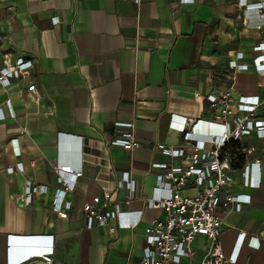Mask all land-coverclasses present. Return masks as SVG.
I'll list each match as a JSON object with an SVG mask.
<instances>
[{
	"label": "crops",
	"instance_id": "crops-1",
	"mask_svg": "<svg viewBox=\"0 0 264 264\" xmlns=\"http://www.w3.org/2000/svg\"><path fill=\"white\" fill-rule=\"evenodd\" d=\"M257 1L0 0V67L18 58L32 62L28 75L0 86V264L47 249L50 239L51 264L138 263L144 228L163 216L144 201L161 172L152 164L181 162L156 147L183 145L176 125L181 119L211 121L207 95L229 89L235 100L258 98L256 118L264 120V77L251 68L264 55L254 49L264 40V27H252L247 9ZM230 60L249 69H230ZM31 83L38 100L26 91ZM116 122L133 124L138 147L109 145L115 132L125 130ZM241 142L262 150L260 185L246 188L234 174L231 192L250 194L251 202L245 213L227 215L220 244L226 256L235 254L244 233L234 264H264V138L251 133ZM62 165L82 171L65 193L71 204L66 218L52 210L55 170ZM123 172L134 181L132 200L122 204L130 212L124 221L140 212L139 224L112 235L86 228L84 201L105 190L121 203L127 197L126 189L115 188ZM26 181L45 190L20 206L13 197ZM24 238L33 241L17 245ZM193 246L189 264H199L206 241L198 237Z\"/></svg>",
	"mask_w": 264,
	"mask_h": 264
},
{
	"label": "built area",
	"instance_id": "built-area-1",
	"mask_svg": "<svg viewBox=\"0 0 264 264\" xmlns=\"http://www.w3.org/2000/svg\"><path fill=\"white\" fill-rule=\"evenodd\" d=\"M247 9L251 11L252 27H264V0L248 5ZM254 49L263 50L264 40L255 45ZM242 57V53L236 54L237 59ZM263 60L264 55L255 57L251 68L264 77ZM228 66L233 70L249 69L247 64L237 63L236 60H230ZM31 67L32 62L22 58L16 59L13 64L4 61L0 67V86H8L13 80L28 75ZM26 91L34 100L39 99L34 83L29 84ZM206 98L213 111L211 121L181 119L176 129L182 133L184 144L178 147H156L162 154L181 159V162L152 164L153 168L161 172L156 176L152 194L145 197L144 201L148 208L161 209L163 216L153 219L144 228L145 245L137 264H189L196 256L193 244L198 237L206 241V250L199 264L236 262L244 233L239 234L235 254L229 256L222 251L220 234L227 215L233 211L245 213L251 202L250 194L231 192L230 186L235 182L234 174H239L246 188H257L260 185V157L257 154L262 153V150L244 145L241 137L254 133L256 137L264 138V120L256 118L261 102L250 96H241L235 100L230 89L218 95L209 94ZM0 118L3 116L0 115ZM115 125L125 130L115 132L109 145L126 150L138 147L139 141L132 123L116 122ZM198 127L205 129L206 134L202 137L198 135ZM8 171L13 170L9 167ZM55 171L58 188L52 201V210L60 218H66L71 204L64 199L65 193L73 191L74 180L82 171L66 165L56 167ZM44 188L26 181L23 192L13 198L20 206H27L31 203L32 195ZM115 188L126 189L127 197L123 203L113 199L109 190H105L102 196L96 195L83 202L86 228L102 227L112 235L117 229L134 228L139 224L140 212L134 221H124L130 212L123 210L122 204H128L134 193V181L128 172L121 174L115 182ZM160 189L165 191L161 195L156 192ZM186 190L190 192L186 193ZM111 220L114 224L110 223ZM50 245L47 249L28 251L14 261L9 260L8 264H51V239Z\"/></svg>",
	"mask_w": 264,
	"mask_h": 264
},
{
	"label": "water",
	"instance_id": "water-1",
	"mask_svg": "<svg viewBox=\"0 0 264 264\" xmlns=\"http://www.w3.org/2000/svg\"><path fill=\"white\" fill-rule=\"evenodd\" d=\"M16 241H18L17 242V245H28L27 243L28 242H32L33 239H26V238H24V239H17Z\"/></svg>",
	"mask_w": 264,
	"mask_h": 264
}]
</instances>
